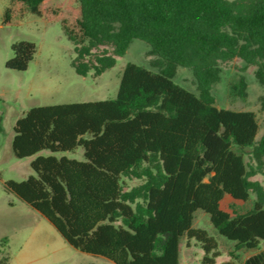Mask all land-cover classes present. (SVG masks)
I'll return each mask as SVG.
<instances>
[{"label": "trees", "instance_id": "16d2710c", "mask_svg": "<svg viewBox=\"0 0 264 264\" xmlns=\"http://www.w3.org/2000/svg\"><path fill=\"white\" fill-rule=\"evenodd\" d=\"M45 1L13 0L38 16ZM77 2V30L66 15L63 28L78 75L100 76L134 39L149 45L150 66L128 63L115 99L28 110L14 126L11 148L18 158L34 157L35 175L10 180L7 189L70 246L114 264H179L183 237L188 246L191 239L200 244L202 264H238V252L264 240V185L254 179L264 176V133L258 138L255 112L217 107L212 89L221 64L234 59L255 67L264 86V0ZM14 16L11 4L4 24ZM11 49L5 67L26 71L36 44L23 40ZM178 66L192 71L197 94L174 82ZM246 89L241 77L230 93L246 98ZM79 147L84 160L54 155ZM251 194L244 213L222 207L225 198L247 202ZM199 210L235 242L229 259L219 261L217 240L194 227ZM8 261L3 256L0 264ZM242 264H264V250Z\"/></svg>", "mask_w": 264, "mask_h": 264}, {"label": "rangeland", "instance_id": "374dc122", "mask_svg": "<svg viewBox=\"0 0 264 264\" xmlns=\"http://www.w3.org/2000/svg\"><path fill=\"white\" fill-rule=\"evenodd\" d=\"M11 4L15 16L10 24H4L6 8ZM41 8L44 13L38 16L13 0H0V114L3 118V132L0 135V263L3 256H8L7 264H114L104 257L83 253L70 246L47 218L7 189L6 182H22L35 175L30 165L34 157H16L11 141L17 120L31 108L115 99L128 63L150 66L151 57L147 56L150 47L134 39L126 54L118 57L112 68L98 77L93 72L85 77L80 76L72 67L74 44L63 28L66 15L77 30L76 20L80 16L77 0H48ZM23 40L36 44L33 60L24 72L7 69L5 63L13 57L12 44ZM221 69V80L212 89L216 106L255 112L260 138L264 133V86L255 78L256 68L234 59L222 63ZM241 77L247 82L246 98L230 93L231 84ZM174 82L197 94L195 78L190 69L178 66ZM41 154L46 156L52 153L43 151ZM54 155L84 160L82 147ZM254 179L264 185V176L259 175ZM128 183L134 186L139 182ZM253 199V194L247 202L225 198L222 207L244 213L252 207ZM194 227L206 230L217 240L222 254L219 261L229 259V251L234 249L235 242L218 233L208 214L197 211ZM260 250H264V240L259 249L238 252L237 263L242 264L247 257ZM203 257L204 252L196 240L191 239L188 246L187 239H181L179 264H202Z\"/></svg>", "mask_w": 264, "mask_h": 264}, {"label": "crops", "instance_id": "0c3cea01", "mask_svg": "<svg viewBox=\"0 0 264 264\" xmlns=\"http://www.w3.org/2000/svg\"><path fill=\"white\" fill-rule=\"evenodd\" d=\"M252 255V254H251Z\"/></svg>", "mask_w": 264, "mask_h": 264}]
</instances>
